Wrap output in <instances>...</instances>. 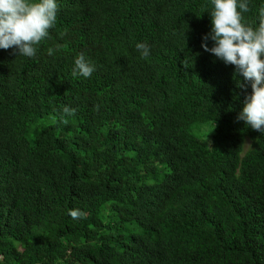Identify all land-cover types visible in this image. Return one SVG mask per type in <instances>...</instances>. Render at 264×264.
I'll return each instance as SVG.
<instances>
[{"label":"trees","instance_id":"trees-1","mask_svg":"<svg viewBox=\"0 0 264 264\" xmlns=\"http://www.w3.org/2000/svg\"><path fill=\"white\" fill-rule=\"evenodd\" d=\"M57 3L34 57L0 49V264H264V134L202 48L211 0Z\"/></svg>","mask_w":264,"mask_h":264},{"label":"clouds","instance_id":"clouds-1","mask_svg":"<svg viewBox=\"0 0 264 264\" xmlns=\"http://www.w3.org/2000/svg\"><path fill=\"white\" fill-rule=\"evenodd\" d=\"M211 3L212 27L203 37L202 48L226 65L235 66L237 74L251 83L252 92L246 96L237 121H243L246 126L264 134V6L260 7L259 22L254 26L244 17L251 11L250 0H211ZM58 11L57 0L31 3L29 0H0V49H15L18 56L34 57L40 43L49 37V31L55 26ZM209 39L214 42L211 48L207 43ZM136 49L142 58L150 55L147 43H137ZM48 52L51 55L53 49L49 48ZM95 70L93 62L81 53L74 59L71 75L89 78ZM95 110H99V105ZM63 113L60 122L67 125V117L75 116L76 109L64 106ZM69 215L79 219L86 213L72 209Z\"/></svg>","mask_w":264,"mask_h":264},{"label":"rangeland","instance_id":"rangeland-1","mask_svg":"<svg viewBox=\"0 0 264 264\" xmlns=\"http://www.w3.org/2000/svg\"><path fill=\"white\" fill-rule=\"evenodd\" d=\"M40 121V122H39ZM38 122H37V127H39L40 125H44V124H51L52 122H53V118H51V117H48V118H43V119H41V120H39ZM210 130V128H205V127H202L201 128V131L204 133V134H206V133H209L208 131ZM211 133V132H210ZM209 133V134H210ZM208 134V135H209Z\"/></svg>","mask_w":264,"mask_h":264}]
</instances>
